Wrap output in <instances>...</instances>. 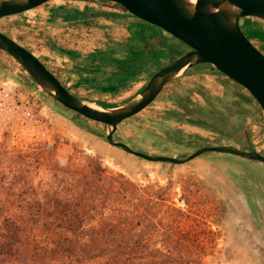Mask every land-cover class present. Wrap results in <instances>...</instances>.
<instances>
[{"label":"rangeland","instance_id":"374dc122","mask_svg":"<svg viewBox=\"0 0 264 264\" xmlns=\"http://www.w3.org/2000/svg\"><path fill=\"white\" fill-rule=\"evenodd\" d=\"M92 2L89 0L90 4ZM99 3L95 1L90 5L95 12L86 11L83 21L71 24L62 19L56 22L49 16L59 6L70 10L77 3L51 0L22 17L0 18V30L29 48L63 80L67 77L60 74V70L68 79L71 76L82 81L92 76L87 70L98 64L73 60L76 69H71V61L65 64L58 54H65L67 49L89 54L96 48L111 46L119 49L122 56L125 44L118 47L117 44L124 40L132 22L125 17L129 13L124 9L114 4L111 9L103 8ZM114 8L119 10V16L112 22L104 16L96 21L99 11L116 13L112 11ZM251 20L264 28L263 19L252 17ZM241 27L250 38L245 19ZM254 43L264 49V43L256 40ZM175 48L174 52L182 50L178 45ZM27 74L14 57L0 49L1 196H49L57 209L56 202L92 194L86 183L94 180L89 175L90 166L99 164L105 175H123L141 190L145 189L148 198L159 204V207L152 206L156 213L152 220L157 226L151 227L150 252L144 264H258L256 256L233 231L232 217L227 212L220 187L227 181V157L206 155L184 164L151 162L136 157L106 140L104 124L85 119L59 104L38 86L27 82ZM148 75L143 73L135 79L119 102L136 94ZM211 77L198 74L178 77L150 106L123 121L115 138L147 151H161L157 141L160 138L159 141H164L166 127L170 124L166 121L168 113L183 111L185 106L189 108L198 100L207 106L201 91L209 88ZM96 93L91 89L76 94L99 101ZM216 99L212 96L213 101ZM259 118L254 139L264 147V115L259 114ZM168 151L176 154L172 149ZM98 186L93 194L99 198L105 194L113 196L115 189L110 184L101 181ZM141 190L133 191L130 196L135 199L143 194ZM169 204L181 209V215L175 217ZM103 212L110 211L106 208Z\"/></svg>","mask_w":264,"mask_h":264},{"label":"water","instance_id":"95a60500","mask_svg":"<svg viewBox=\"0 0 264 264\" xmlns=\"http://www.w3.org/2000/svg\"><path fill=\"white\" fill-rule=\"evenodd\" d=\"M51 0H0V18L21 14ZM99 1V0H93ZM126 12L157 26L190 49L156 71L128 100L106 106L72 93L29 48L0 30V49L14 57L37 86L64 107L104 124L106 140L114 146L154 162L189 161L206 151L230 152L264 162L256 152L233 150L229 145L205 147L187 159L145 153L115 138L118 126L150 106L174 79L201 64L211 66L245 87L264 111V52L245 34L241 19L264 20V0H107Z\"/></svg>","mask_w":264,"mask_h":264},{"label":"trees","instance_id":"16d2710c","mask_svg":"<svg viewBox=\"0 0 264 264\" xmlns=\"http://www.w3.org/2000/svg\"><path fill=\"white\" fill-rule=\"evenodd\" d=\"M100 14L110 16L105 12ZM53 17L78 24L84 20V12L59 6L53 12ZM247 18L250 38L264 41V28L251 21L252 17ZM64 51L76 59L80 57L73 50ZM130 54L125 59H117L122 72L130 75V82L119 89L132 87L133 79L141 69L132 60H140L138 55L142 52L132 47ZM26 81L37 86L29 74ZM118 88L113 87L115 90ZM92 131L102 135L99 131ZM90 167L89 175L94 180L86 184L92 194L77 200L56 202L57 209L49 196L0 195V264L145 263L150 252L148 239L151 227L157 226L152 220V215H156L152 206L159 204L148 198L145 189L141 190L123 175L107 176L99 164ZM101 181L115 189L113 196L105 194L99 198V195L93 194V189L98 188ZM137 190L143 194L133 199L130 195ZM106 208L109 213L103 212ZM168 208L175 217L182 213L175 205L169 204Z\"/></svg>","mask_w":264,"mask_h":264},{"label":"flooded vegetation","instance_id":"af4514ba","mask_svg":"<svg viewBox=\"0 0 264 264\" xmlns=\"http://www.w3.org/2000/svg\"><path fill=\"white\" fill-rule=\"evenodd\" d=\"M242 19H245V23H247V17ZM153 39L162 43L153 41ZM250 39L253 42L256 40L264 43L258 38ZM119 45L124 46V50L123 55H119L118 59L129 57L132 47L142 52L138 55L141 57L140 60L133 59L132 62L136 66H141L135 79L141 77L143 73L149 74L146 83L156 71L190 49L165 30L141 19L140 26L130 31ZM177 45L182 50L174 52ZM258 48L261 51L264 50L261 47ZM82 58V56L79 57V61ZM210 68V65L201 64L185 73V75L212 76L209 90L201 91V96L207 106H203L204 104L202 105L198 100L193 102L189 108L185 106L183 111L173 110L168 113L166 121L170 124L166 127L164 141H159L161 138L157 141L161 146V151L151 152L134 145H128L145 153L174 156L180 159H187L202 148L219 145H229L233 150L240 149L243 152H256L264 157V147L254 139L255 133L258 131L255 126L260 122L259 114L264 115L262 107L245 87L222 72L212 71ZM122 71L120 65H114L112 69L100 73L98 70L95 72L96 79L90 80V82L96 81L94 84H98L96 89L100 91L102 89L110 90L112 87L118 88L130 82V77H128L130 75ZM176 80L174 79L168 84ZM167 85L157 98L164 93ZM212 96L217 99L213 101ZM227 99L229 100L226 101ZM249 116H251L250 120ZM169 149L176 151V154H171ZM206 155L227 157L229 166L227 181L224 187H220L225 196L227 212L232 217L233 231L241 243L256 256L258 264H264V162L236 153L206 151L189 161L178 164L188 163ZM160 163L174 164L172 162Z\"/></svg>","mask_w":264,"mask_h":264},{"label":"crops","instance_id":"0c3cea01","mask_svg":"<svg viewBox=\"0 0 264 264\" xmlns=\"http://www.w3.org/2000/svg\"><path fill=\"white\" fill-rule=\"evenodd\" d=\"M66 1H69L70 3H77L75 4V8H72V9H75V10H78L80 12H95L93 11L92 8H90V5H93L95 4V1L92 2L91 4L89 3V0H66ZM97 2V1H96ZM99 6L100 7H103V8H112L111 5L113 3H107V2H101L99 1ZM89 3V4H88ZM117 6V5H116ZM119 7V6H118ZM56 9V8H55ZM55 9L53 10V12L55 11ZM112 11H116V13L114 12H105V11H99V12H105V13H108L110 14L109 17H105L104 15H97L96 17V21H99V18L101 16H104L105 18H107L108 20H110L111 22L119 16L118 12L119 11L118 9L114 8ZM27 12V11H26ZM21 13V14H16V15H11V16H7V17H2V18H14V17H22V15H25V13ZM53 12L50 13V16L49 18L50 19H53L55 20L56 22L58 20H61L62 18L60 17H53ZM125 17L129 18L130 21V25H129V29L130 31H133L134 28L136 29L138 26H140V19L133 16V15H129V14H125ZM63 20V19H62ZM66 21V20H64ZM109 21V22H110ZM67 23H71L72 22H69V21H66ZM80 23V22H79ZM78 23V24H79ZM241 24H242V20H241ZM142 25V24H141ZM258 25V24H257ZM129 31V32H130ZM128 32V33H129ZM128 35V34H127ZM119 46V43L117 44V47ZM67 50H73L75 52H77L80 57L82 56L83 58L80 60V61H84V62H88L89 64H95L97 65L96 63H99L96 67H90L87 71H89L90 74H92L91 77H88L86 79H83L82 81L80 80L81 78H78L75 80V78L73 79L71 76H70V79H68V76L66 75V73L64 74L63 71L60 70V74H62L63 76L67 77L65 80H63V77H61L60 75H58L55 71H53V69H51V67H49L48 65V68L54 73L56 74V76L62 81V83L74 94H76L78 91L80 92V94L82 92H85L86 91H91V89L94 91H97L96 94H98L99 96V101L97 100H94V101H97L99 103H106L108 105L106 106H116L118 104H120L121 102H119L120 99H122L123 95L125 94V92H127L129 89H131V87H129L128 89H119L118 90H115L113 89V87L110 89V90H107V89H102L101 91L96 89V85L98 84H94L96 83V81L94 83L92 82H89V80H95L96 79V76H95V72H97L99 70V73L101 71H104V70H110L113 68L114 65H117V59H118V56L120 54L119 52V49L115 48V47H110V46H104V47H99V48H96L95 50H93L92 52H90L89 54H84V53H81L79 52V50L77 49H67ZM110 51V52H109ZM65 52V51H64ZM59 57H61L62 61H65V64L67 61H71L70 65H71V69H76L75 66H73V60H79L74 58V57H71L70 54L66 53L65 54H61L59 55ZM59 61V60H58ZM82 82H85L86 84H83L82 85ZM134 83V80L133 82ZM133 86V85H132ZM75 88L76 90H73L72 88ZM90 88V89H88ZM79 95V94H78ZM81 96V95H80ZM83 97V96H81ZM84 98V97H83ZM92 100V99H90ZM120 126V125H119ZM119 126H118V129H119Z\"/></svg>","mask_w":264,"mask_h":264}]
</instances>
